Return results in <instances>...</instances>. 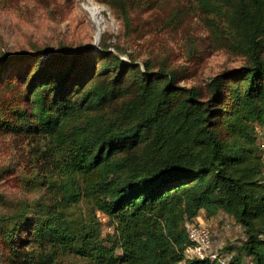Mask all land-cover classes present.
Masks as SVG:
<instances>
[{
    "label": "trees",
    "instance_id": "trees-1",
    "mask_svg": "<svg viewBox=\"0 0 264 264\" xmlns=\"http://www.w3.org/2000/svg\"><path fill=\"white\" fill-rule=\"evenodd\" d=\"M254 3L260 18L262 1ZM239 7L253 17L245 0H239ZM249 41L250 62L213 76L204 98L196 86H179L168 71L150 76L148 68L128 64L111 52L114 76L96 74L85 89L77 71L73 74L77 56L66 69L52 73L51 56L36 65L13 101L3 100L0 107V129L42 132L57 147L58 173L52 184L60 192L53 209L43 211L37 204L33 226H25L35 230L27 240L34 242L29 264H52L57 250L88 264H219L183 257L182 222L202 209L207 215L224 211L242 226L244 240L237 250L227 247L235 252L228 264H244L238 253L250 264H264V223L252 211L264 213L263 169L254 151L249 154L242 144L223 142L216 117L230 78L238 75L243 90L231 89L233 120L239 126L246 121L264 124V56L255 32ZM5 62L0 59L1 66ZM22 77L4 78L3 83L22 82ZM154 77L160 84L151 85ZM125 94L129 96L106 118L102 108ZM139 141H144L141 151ZM81 199L108 215L112 234L102 236L94 220L78 222L67 215L66 209Z\"/></svg>",
    "mask_w": 264,
    "mask_h": 264
},
{
    "label": "rangeland",
    "instance_id": "rangeland-1",
    "mask_svg": "<svg viewBox=\"0 0 264 264\" xmlns=\"http://www.w3.org/2000/svg\"><path fill=\"white\" fill-rule=\"evenodd\" d=\"M88 1L0 0V59H8L0 65V107L3 100L13 101L36 65L50 56L51 73L66 69L70 59L77 56L73 74L77 71L76 79L84 89L96 74L114 76L111 52L128 64L148 68L150 76L159 70L170 72L179 86H196L202 98L207 96L213 76L250 62L248 46L253 32L260 40L264 56V0L260 18L255 13L254 0H245L253 17L240 10L239 0H209L207 4L199 0H122L127 21L122 18L119 0H94L104 8V26L98 37L85 9ZM15 56L20 58L14 60ZM20 74L22 82L6 86L3 83L4 78L10 80ZM238 78L241 77L230 78L226 99L216 113L220 137L226 144H242V150L248 148L249 154L254 151L264 173V124L246 121L239 126L233 120L235 96L231 89L243 90ZM124 81L130 89L134 87L127 77ZM160 82L159 77H154L151 85ZM128 96L119 95L101 112L106 118L111 117L112 108H119ZM226 123L233 125L227 127ZM143 147L144 141H139L138 150ZM56 148L48 134L0 129V216L5 218H0V264H29L27 258L34 242L27 244V240L29 233L31 239L34 237L35 230H27L33 226L36 206L42 204L43 211L53 209L60 192L52 184L58 173ZM248 168L249 164L247 175ZM66 211L78 222L96 221L102 236L112 234L113 223L108 215L94 210L89 201L81 199ZM252 211L264 223L263 211ZM221 212L213 220L212 237L216 245H222V250L231 246L237 250L244 240L242 226L230 214ZM26 225L30 227L26 229ZM238 254L244 264L249 263L244 253ZM52 257V264H88L85 259L61 250Z\"/></svg>",
    "mask_w": 264,
    "mask_h": 264
},
{
    "label": "built area",
    "instance_id": "built-area-1",
    "mask_svg": "<svg viewBox=\"0 0 264 264\" xmlns=\"http://www.w3.org/2000/svg\"><path fill=\"white\" fill-rule=\"evenodd\" d=\"M182 228L186 234L184 259H208L219 264H228L233 258V250H222V245H216L210 225L200 215L184 220Z\"/></svg>",
    "mask_w": 264,
    "mask_h": 264
},
{
    "label": "bare ground",
    "instance_id": "bare-ground-1",
    "mask_svg": "<svg viewBox=\"0 0 264 264\" xmlns=\"http://www.w3.org/2000/svg\"><path fill=\"white\" fill-rule=\"evenodd\" d=\"M85 9L89 13L90 17L92 18L95 26H96V37L99 35L101 28L104 26V16L102 13V8L99 4L96 3L94 0H89L88 3L85 5Z\"/></svg>",
    "mask_w": 264,
    "mask_h": 264
},
{
    "label": "crops",
    "instance_id": "crops-1",
    "mask_svg": "<svg viewBox=\"0 0 264 264\" xmlns=\"http://www.w3.org/2000/svg\"><path fill=\"white\" fill-rule=\"evenodd\" d=\"M200 216H202L203 219H205V221L208 223V225H210L211 229L213 228L212 225L215 223L213 220L214 218L218 217L219 215H222V212L219 211L218 213L216 214H213V215H207L205 213V211L202 209L200 210V213H199ZM213 231V229H212Z\"/></svg>",
    "mask_w": 264,
    "mask_h": 264
},
{
    "label": "water",
    "instance_id": "water-1",
    "mask_svg": "<svg viewBox=\"0 0 264 264\" xmlns=\"http://www.w3.org/2000/svg\"><path fill=\"white\" fill-rule=\"evenodd\" d=\"M98 37V36H97Z\"/></svg>",
    "mask_w": 264,
    "mask_h": 264
}]
</instances>
